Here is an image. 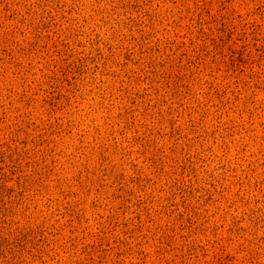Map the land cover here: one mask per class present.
<instances>
[{
	"label": "rangeland",
	"instance_id": "rangeland-1",
	"mask_svg": "<svg viewBox=\"0 0 264 264\" xmlns=\"http://www.w3.org/2000/svg\"><path fill=\"white\" fill-rule=\"evenodd\" d=\"M0 264H264V0H0Z\"/></svg>",
	"mask_w": 264,
	"mask_h": 264
}]
</instances>
